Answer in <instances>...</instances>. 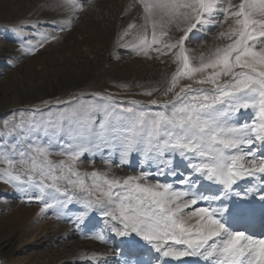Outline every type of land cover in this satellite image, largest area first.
Segmentation results:
<instances>
[{
	"label": "snow or ice",
	"instance_id": "1",
	"mask_svg": "<svg viewBox=\"0 0 264 264\" xmlns=\"http://www.w3.org/2000/svg\"><path fill=\"white\" fill-rule=\"evenodd\" d=\"M137 2L143 23L129 24L120 39L139 27L125 48L148 59L173 58L177 69L164 92L173 99L162 104L152 99L147 105L131 100V106L123 107L106 95L101 97L108 102L104 107L82 105L47 124L35 119L38 108L29 117L21 113L12 131L23 138L0 145V161L7 165L0 170V180L12 184L28 202L34 197L43 205L41 213L75 202L83 208L76 217L80 222L98 211L112 235L140 238L157 254L156 264L186 257H202L205 264H264V236L235 230L250 209L232 201L241 196L234 190L238 182L247 178L257 179L264 192V0ZM92 5L93 0H63L57 7L68 19L53 21L54 28L71 27L73 17ZM223 24L227 29L218 36L227 43L202 53L194 64L186 41ZM15 30L22 33L21 26ZM39 35V42L29 41L30 51L59 38L55 32ZM181 80L191 83L180 86ZM151 105L163 110H145ZM249 110H255L254 118L238 122L239 112ZM97 111L104 114L98 126L93 119ZM41 128L46 143L32 139ZM53 147L65 159L53 161ZM102 148L119 149L121 164L133 152H143L149 161L158 162L157 176H171L173 181L149 183L148 172L110 178L106 172L76 167L85 153L94 156ZM177 157L186 163L184 170L176 166ZM105 163H112L111 155ZM205 182L208 187L202 190ZM95 239L107 242L109 237L101 231ZM93 258L100 259L95 254Z\"/></svg>",
	"mask_w": 264,
	"mask_h": 264
},
{
	"label": "rangeland",
	"instance_id": "2",
	"mask_svg": "<svg viewBox=\"0 0 264 264\" xmlns=\"http://www.w3.org/2000/svg\"><path fill=\"white\" fill-rule=\"evenodd\" d=\"M232 2L238 4L239 0ZM62 3L63 0H0V145H11L17 139H22L23 134L18 136L17 132H13L12 125L19 122L21 113L29 117L37 108L39 111L35 119L47 124L56 121L61 113L71 114L80 110L82 105L104 107L108 102L101 97L106 95L122 102L123 107L131 106L128 103L131 100L147 105L152 99L161 104L173 99L172 93L164 95L171 75L177 69L173 58L148 59L125 48L124 44L133 41L139 27L120 39L129 24L139 26L143 23L142 9L137 0H110L106 6L93 4L73 17L75 24L60 31L54 28L53 21H64L62 14L66 12L55 11L58 10L57 5ZM115 18H120L119 27L117 23L114 24ZM219 19L223 20V16ZM17 26L22 27V33L15 30ZM226 29L227 24L217 25L206 34L186 41L185 46L194 64H199L202 53L208 55L215 47L227 43L218 36L220 31ZM53 32L58 34V39L47 40L43 47H38L34 52L28 49L29 41H40L39 34ZM21 44L25 47L21 48ZM121 63H128L131 70H117L116 67ZM142 64L160 67L165 70L164 74L145 76L142 67H139ZM79 71L83 72L79 74ZM187 83L191 81L181 80L180 86ZM147 90H153L151 96L144 95ZM145 110L163 109L151 105ZM254 112L240 111L238 122L250 121L254 118ZM93 119L98 126L99 121L104 119L103 112H95ZM5 121L8 122L7 127ZM60 136L66 139L65 132H61ZM32 139L46 143L43 128ZM51 151L50 158L53 161L65 159L58 155V147H53ZM110 155L112 163L109 165L105 159ZM137 162L150 163L143 152H133L128 162L121 164L119 149L102 148L94 156L85 153L76 167L81 172H102L108 169L106 173L110 178L115 176L122 179L144 172L136 167H127ZM177 162L184 161L177 157ZM117 166H123L122 172L113 171ZM6 167L0 161V170ZM150 180L162 182L158 177ZM254 195L247 204L258 216L264 211V200L260 198L264 192ZM41 207L43 205L34 197L32 202H28V197L17 191L12 184L0 180V264L122 263L109 249L114 235L109 233L107 242L95 239L96 234L105 230V222L98 211L90 212L83 221L78 222L76 217L83 210L81 204L74 202L64 209L53 208L44 213H41ZM244 226L240 231L247 230ZM42 237L49 240L43 243L40 240ZM133 238L140 239L135 236ZM117 250H120L118 246ZM93 254L100 259H94ZM150 264H156V260Z\"/></svg>",
	"mask_w": 264,
	"mask_h": 264
},
{
	"label": "bare ground",
	"instance_id": "3",
	"mask_svg": "<svg viewBox=\"0 0 264 264\" xmlns=\"http://www.w3.org/2000/svg\"><path fill=\"white\" fill-rule=\"evenodd\" d=\"M109 1L110 0H93V4L100 3L102 6H106ZM81 2L87 4V0H83ZM55 11H59L60 12V11H63V10L58 8V10H55ZM62 16L64 18V21L66 19H68V14L67 13H63ZM116 23H117V26L119 27L120 23H121L120 22V18H115L114 24H116ZM72 24H75V20H73ZM80 24H82V22ZM142 65L141 66L139 65V67H142V69H143L142 74L145 75V76H151V75L152 76H157V75L161 76V74H164L165 70L161 69L160 67L157 68L155 66H149V65H143L142 66ZM116 68H117V70H123V71H127V72L129 70H131V67L128 66V63H124V64L121 63ZM80 69H82V68H80ZM82 72L83 71H79V74L82 73ZM246 119H248V117H246ZM146 160H147V158H146ZM156 163H158V162L157 161H150L149 164L148 163L147 164H144V163L139 164L137 162V163H132V164H130L127 167H133V168L136 167V168L139 169V171H144V172L150 173L149 179L147 181L149 183H156L155 181L150 180V178H153V177L160 178V180L162 182H165L166 180L168 182H172L173 178L171 176H167V177L160 176L159 177V176L156 175ZM175 164L181 170H184L186 168V163L185 162H177ZM123 166H125V165H123ZM122 167H118V168L114 169L113 171L114 172H122ZM102 172H109V170L105 169ZM123 172H125V171H123ZM129 172H130V170H128V173ZM136 176H137V174H136ZM207 187H208V184H207V182H205L204 188L202 190L207 189ZM249 188L253 189V191L252 192H247V190ZM259 188H260V183H259V181L257 179H255V178H247L245 180L239 181L238 185L234 189L235 191L240 192L241 196L240 197H236V196L232 197L233 203L243 204L245 207L250 209V211L243 218L239 219L236 222L235 230H241V228H243V226L245 225L244 228H247V230L245 231L246 234L252 235L255 238H260L261 236H264V211L262 212L261 215L257 216V213L255 214L254 211H252L251 207L248 205L249 204L248 201L250 199L254 198V196H255L254 193L261 192V191H259ZM245 193H247L246 196H245ZM214 206H216V205H214ZM104 232H105L106 236H108V235L110 236V234H109L110 231H109V229L106 226H105ZM40 240H42V242L44 243L46 240H49V239H46V238L44 239L42 237V238H40ZM3 246H5L4 243H3ZM116 246H118L120 248V250L116 251ZM109 249H110V251L114 252L115 257L117 258V260H121L122 261V263H117V264H124L125 260H128L129 264H136L137 260H139L141 262V264H149V262L154 263V260H156V259L155 258L152 259V257L157 256V254L155 252L152 253L153 256H150V255H152L150 253L151 251L145 245V243L142 242L140 239L136 240L133 237L121 238V237H116L115 236L114 240L111 243V246H109ZM121 249L123 250V253H121ZM161 259H168V258H161ZM109 263H110L109 261L106 262V264H109ZM170 264H205V262H204L202 257H186V258H182V261H180V262L170 261Z\"/></svg>",
	"mask_w": 264,
	"mask_h": 264
}]
</instances>
